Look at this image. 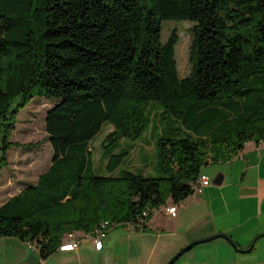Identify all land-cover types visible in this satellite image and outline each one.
I'll return each mask as SVG.
<instances>
[{
  "label": "trees",
  "instance_id": "1",
  "mask_svg": "<svg viewBox=\"0 0 264 264\" xmlns=\"http://www.w3.org/2000/svg\"><path fill=\"white\" fill-rule=\"evenodd\" d=\"M166 20L194 22L186 77L177 30L162 41ZM34 96L56 99L44 117L53 159L0 206V238L35 242L46 259L69 231L146 227L155 208L194 193L208 161L264 141V0H0V169ZM154 101L160 175H113L131 151L111 153L99 174L93 138L111 124L103 148L139 140Z\"/></svg>",
  "mask_w": 264,
  "mask_h": 264
},
{
  "label": "crops",
  "instance_id": "2",
  "mask_svg": "<svg viewBox=\"0 0 264 264\" xmlns=\"http://www.w3.org/2000/svg\"><path fill=\"white\" fill-rule=\"evenodd\" d=\"M153 133L152 130L148 134L150 138ZM214 164H219L218 173L211 177L206 169ZM200 175H207L211 184L178 203L175 216L153 211L146 227L139 229L145 264H167L192 242L220 233L231 238L237 248L227 238L218 237L193 245L174 264H264V235L260 236L264 233V141L246 142L240 153L229 161H208ZM11 180L3 193L0 188V206L27 182L21 178ZM171 204L170 199L166 205ZM110 233L99 251L93 241L85 240L75 251H61L58 246L46 259H41L38 248H27L36 250L37 255L25 251L26 242L18 238H0V264H129L125 261L127 258L116 257L122 231ZM253 241L251 251H240L247 250ZM128 249L131 250L129 244ZM258 252L262 256H253Z\"/></svg>",
  "mask_w": 264,
  "mask_h": 264
},
{
  "label": "rangeland",
  "instance_id": "3",
  "mask_svg": "<svg viewBox=\"0 0 264 264\" xmlns=\"http://www.w3.org/2000/svg\"><path fill=\"white\" fill-rule=\"evenodd\" d=\"M193 26L192 21L166 20L162 24L161 38L166 42L173 30H177L180 37L176 45V59L180 77H186L192 72V63L190 62V50L193 42ZM56 99L34 96L16 115L15 127L11 132L10 141L12 145L7 150V163L0 169V188L1 192L4 188L10 186L9 181L12 178H21L27 182H36V177L44 172L50 166L53 159V149L49 140H47L44 128V117L47 108L51 107ZM161 105L154 101L151 103L148 113L150 117V125L147 128L148 133H145L139 140L133 141L128 138H123L118 146L112 149L102 147V141L107 133L112 130L111 124L103 125L101 131L90 142L92 156L95 162L96 171L99 174H108L106 163L111 153H119L122 151H131L123 160L121 166L116 169L113 175H118L122 168H129L135 172H143L147 175L159 176L158 160H157V145L155 140L149 137V133L153 128V137L159 138L156 135L157 131L165 134V130H161L163 123L160 122ZM131 146H135L131 149ZM141 148V151L139 149ZM144 151V152H143ZM107 156V158L105 157ZM214 164L211 169L206 171L211 177H214L217 172V166ZM12 189L14 185H11ZM128 226L119 224L112 227L109 231L112 233L115 230L122 231V241L119 250L116 252L117 258H127L125 261L129 264H145L146 258L143 249L142 238L138 235L140 230H130ZM132 229V228H131ZM110 233V234H111ZM131 237L128 240V237ZM92 241V239H87ZM128 244L131 250L128 249ZM130 248V247H129ZM23 249L28 253H35L36 250H29L25 245ZM251 255L253 253H250ZM260 253H254L253 256H258ZM262 256V253L260 254ZM144 261V262H143Z\"/></svg>",
  "mask_w": 264,
  "mask_h": 264
},
{
  "label": "built area",
  "instance_id": "4",
  "mask_svg": "<svg viewBox=\"0 0 264 264\" xmlns=\"http://www.w3.org/2000/svg\"><path fill=\"white\" fill-rule=\"evenodd\" d=\"M211 184V180L207 175H200L198 179L192 184L193 191H201L202 188L207 187ZM153 211L158 212H166L167 214H170L172 216L176 215L177 212V204H171V205H164L158 208H155ZM152 211V212H153ZM149 213L148 211H144L143 215L146 216ZM118 224L116 222H111L109 220L101 221L94 230L90 232L86 231H69L66 233L64 240L59 245V250L61 251H75L78 250L81 243L87 239H92L94 243V247L96 250L103 249L104 243L103 240L107 236L109 230L112 227L117 226ZM125 226L131 227V228H141L144 225L139 224L138 226L128 223ZM27 248L29 249H37V246L35 243H26Z\"/></svg>",
  "mask_w": 264,
  "mask_h": 264
},
{
  "label": "water",
  "instance_id": "5",
  "mask_svg": "<svg viewBox=\"0 0 264 264\" xmlns=\"http://www.w3.org/2000/svg\"><path fill=\"white\" fill-rule=\"evenodd\" d=\"M264 235V233H262L260 236ZM218 237H223V238H227L228 241L235 247L237 248V244L231 239L229 238L226 234H217L214 236H210L201 240H196L194 242H192L191 244H189L188 246L182 248L180 251H178L170 260L167 264H174L176 262V260L182 256L186 251H188L189 249L192 248L193 245L201 243V242H205V241H210L212 239L218 238ZM255 241H253V243L251 244V246L247 249V250H240V251H251L253 246H254Z\"/></svg>",
  "mask_w": 264,
  "mask_h": 264
}]
</instances>
